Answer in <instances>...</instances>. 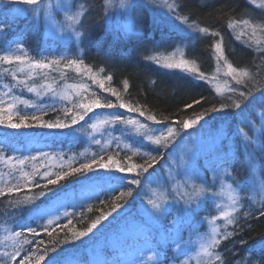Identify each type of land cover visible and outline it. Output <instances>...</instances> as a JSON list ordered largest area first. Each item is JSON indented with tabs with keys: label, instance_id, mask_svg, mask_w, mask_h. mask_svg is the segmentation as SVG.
I'll return each mask as SVG.
<instances>
[{
	"label": "trees",
	"instance_id": "obj_1",
	"mask_svg": "<svg viewBox=\"0 0 264 264\" xmlns=\"http://www.w3.org/2000/svg\"><path fill=\"white\" fill-rule=\"evenodd\" d=\"M108 1L86 0V12L80 25L82 37L77 43L45 38L43 26H39L34 17L15 12L17 7L25 5L21 0H0V56L21 55L24 58L23 63L0 60V97L5 100V108L15 96L29 104L15 105L12 112L18 115H13V122H19L20 116L36 113L44 121L61 120L70 124L67 129H11L0 125V187L6 193L0 196V264H37L36 258L41 255L44 259L39 264H48L53 257L61 264L71 260L91 264L90 252L98 251L97 248L105 251V239L116 234L123 221L130 220V209L133 211L143 203L146 197L144 185L159 162L171 153L175 139L183 133L182 120L195 119L201 112H207L202 119L206 121L224 111L235 113L239 109L235 104L245 106L258 90L261 94L255 103L260 107L264 104V50L254 43L239 40L232 27V22L238 20L264 26V9L250 0H174L179 15L208 29L194 38L156 21L148 5L138 1L133 9L134 29L125 36L111 27ZM218 41L222 43L229 63L237 70L249 73L241 92L235 90L220 95L209 82L180 69H165L153 59L155 53H169L179 46H186V59L199 72L209 75L216 68L215 45ZM20 44L22 50L18 48ZM73 60L77 63H70ZM36 61H43L48 67L30 72L27 65ZM20 67L25 71H19ZM81 68L100 78L105 83L102 88L96 81L94 87L85 89L80 95L69 94L71 87L81 85V74L78 73ZM47 85L52 86L51 93L45 91ZM64 85L68 87L67 94H56ZM29 87L36 91L29 92ZM95 100L103 105L111 103L113 107L94 108L86 114L79 107ZM196 100L199 103H194ZM121 104L134 109L129 112L124 108L137 124L175 127L178 135L175 139L170 138L165 146L143 142L131 133L106 145L103 138L97 144L82 134H73L85 132L86 127L92 125L97 110L115 112ZM188 104L192 106L185 107ZM222 104L228 107L223 111H208ZM141 112L144 115H140ZM76 113L84 115V119L71 125ZM118 115L127 120L126 116ZM4 116L7 120V112ZM148 116H155V121L149 120ZM234 140L237 142L236 155L222 165L232 169L228 181L240 191V207L232 216L233 224L221 227L220 243L214 249L213 259L205 264H264V215H261L264 198L259 203L252 201L251 172L244 145L239 137ZM261 140L263 146L258 157L264 181V130ZM41 152L48 156L42 157ZM143 153L162 158L148 167L151 162ZM32 156L37 159L32 160ZM25 157L29 159L20 165L18 161ZM83 163H90L92 169L72 171ZM101 163L109 167L100 168ZM117 163L124 172L116 168ZM132 165L136 166L135 170L128 172L127 168ZM145 167L147 172L143 171ZM21 170L30 174L35 172V175L26 179ZM45 172L50 175L45 177ZM62 172L69 175L55 185L48 184L49 179H55L56 174ZM117 177L125 179L119 182L117 190L112 191ZM132 179H139L141 183L131 184ZM15 185L22 186L20 191L8 193L7 189ZM129 191L130 196L121 195ZM41 192L45 195L41 196ZM70 192H74L72 198L79 202L66 212L63 203L54 204V200ZM41 208L58 210L60 218L51 225L44 219L31 218V214ZM203 216L210 214L205 212ZM97 220L99 223L92 232L76 238V233L86 231ZM20 225L35 228L36 232H28ZM204 228L202 224L199 230ZM15 232H21V235L14 237ZM227 232H232V236L224 239ZM151 233L148 232L147 238L153 244L152 251L156 255L159 252L161 261L181 260L174 252L176 240L172 238L173 234L168 238L170 242L163 246ZM157 243L161 245L159 249ZM126 253L109 252L105 264H113ZM217 255L219 260L215 258ZM13 256L14 260L11 259ZM27 257H31V261Z\"/></svg>",
	"mask_w": 264,
	"mask_h": 264
},
{
	"label": "rangeland",
	"instance_id": "obj_2",
	"mask_svg": "<svg viewBox=\"0 0 264 264\" xmlns=\"http://www.w3.org/2000/svg\"><path fill=\"white\" fill-rule=\"evenodd\" d=\"M138 1L148 5L156 17V21L164 22L172 27H182L183 30H193L177 14L176 4L173 0H109L111 27L125 36L130 35L129 33L134 29L133 9ZM251 1L254 5L264 9L262 7L264 0ZM49 5L51 8L48 7ZM17 9L24 11L18 12ZM34 9L40 14L36 15ZM49 11H51L56 25L49 23ZM15 12L21 15L30 14L34 17L37 24L43 26L44 35L47 39L79 43L82 34L77 36V33H81L80 25L86 12V0H41L38 5L25 4L22 7H17ZM70 16L76 17L79 22L69 20L68 17ZM177 17L181 19H177ZM232 27L239 40L254 43L260 50H264L263 25L253 24L250 21H240L233 23ZM221 47L223 49L222 43ZM185 55L186 46H179L172 52L155 53L153 56L159 61L157 63L165 69H180L198 78V73L166 66L168 63H180L183 60L190 67L197 68L186 59ZM218 55L215 49L216 68L211 74L205 75V79L200 80L209 82L220 95L235 90L241 92L249 73L237 70L235 74H230L227 67L230 63L226 58L224 49L223 55L219 56V59L217 58ZM78 73L81 74V85L71 87L69 94L80 95L85 89L94 87L96 81L100 86L105 84L96 75L92 76L83 68L78 69ZM243 73H247V75H243ZM65 86L56 94L65 96L68 90V87ZM50 87L52 86L47 85L45 91L51 93L52 88L50 89ZM258 91L245 106L240 107L235 113L224 111L213 120H201L191 128L183 129V133L175 139L176 144L172 145L171 153L159 162V166L147 179L144 185L146 197L143 203L137 209L133 208V211L130 209L128 213L130 220L123 221L117 233L105 239V251L97 248L98 251L90 252L91 264H105V256L113 251L117 255L118 250L121 253L123 251H127V253L123 254L113 264H157V261L159 264H205L213 259L215 248L211 250L213 255L209 257L203 252L202 246L211 238L213 227L219 229L217 238L220 239L221 227L226 224V219L221 216V213L228 211L233 206L231 197H237V203L234 205L237 210L232 216L240 207V191L228 181L232 169L230 166L222 165V162L236 155L237 142L234 140L236 137H239L244 145L246 162L250 167L251 199L254 203H259L264 198V181L261 178L258 157L263 146L261 136L264 130V104L260 107L255 103L261 94ZM97 112H94L92 124L104 121L113 115H118V113L126 116L127 120H134L122 107L115 112L100 109ZM139 125L125 124L124 118H122L114 123L99 124V131L89 126L86 127L85 132L75 131L73 134H82L89 140L95 141L103 138L106 145L118 138L124 139L126 133H131L143 142H151L147 140L148 135H159L160 130L166 129L154 124H147V129H140L138 132ZM120 129L122 132L118 134ZM127 129L131 132L126 131ZM193 185L197 189L202 186L205 191L198 196L192 195ZM228 185L232 186L231 189ZM154 192H163L166 195L160 212L154 211L148 203L149 199L154 198ZM185 193L189 195H185ZM72 196H74V192L63 194L54 200V204L59 202L61 205L63 203L62 207L67 212L70 206L79 202ZM205 212H208L210 216H203ZM31 218L55 221L60 218V213L54 208H41L33 212ZM184 222L186 225H183ZM202 224L205 228L199 230ZM148 232H152L151 234L163 246L170 242L168 238L173 234L172 238L179 242V247H177V243L174 246V252L177 256H181V260L171 263L161 261L163 259L157 257L151 249L153 244L147 238ZM70 262L71 264H78L75 260Z\"/></svg>",
	"mask_w": 264,
	"mask_h": 264
},
{
	"label": "snow or ice",
	"instance_id": "obj_3",
	"mask_svg": "<svg viewBox=\"0 0 264 264\" xmlns=\"http://www.w3.org/2000/svg\"><path fill=\"white\" fill-rule=\"evenodd\" d=\"M21 2L24 3V4H27V5H38V4L41 3V0H21ZM48 7L51 8V5H49ZM262 7H264V5H262ZM17 11L18 12H23L24 10L23 9H17ZM34 11H36V10L34 9ZM39 14L40 13L38 11H36V15H39ZM68 19L69 20H75L77 23L79 22L76 17H71L70 16V17H68ZM177 19H181V18L177 17ZM183 20H184L185 23L187 22V18L186 17L183 18ZM48 21H49L50 24L56 25V21H55L54 17L52 16L51 11H49ZM245 23H247V22H245ZM202 31L207 32L208 29L205 28V29H202ZM0 34H2V33H0ZM79 35H81V33L78 32L77 36H79ZM216 35H219V33H216ZM257 43H259V41H257ZM18 48L20 50H22L23 45L22 44L18 45ZM215 49H216V52L219 54L218 57H217L219 59V56L223 55V49H222L221 43L219 41L216 43ZM23 59L24 58L21 55H4V56H0V60L6 61L8 63H12L13 60L23 63ZM153 59H155V57ZM157 62H159V61H157ZM70 63L76 64L77 62L75 60H73ZM166 66L169 67V68H182V69H185V70L190 71L192 73H198V78L199 79H205V74L203 72H199V70L197 68H195L194 66L190 67L186 61L182 60L180 63H168ZM47 67H48V65L45 64L43 61H36L35 63H29L27 65V69L30 72L31 71H35L38 68H47ZM227 67H228V71H229L230 74H235L237 72V69L234 68L231 64H228ZM19 71L23 72V71H25V68L24 67H20ZM13 75H15V73H13ZM243 75H247V73H243ZM109 79H111V77H109ZM21 83H23V81H21ZM101 86H103V85H101ZM28 91L29 92H35L36 89L29 87ZM37 94L39 95V93H37ZM113 94H115V93H113ZM241 95L243 96L244 93H241ZM17 103L28 105L29 101L20 100L18 97L14 96V97H12L11 101L7 104V108H5V106H4L5 105V100L2 97H0V125H6V127L11 128V129L33 128V127H42V128H47V129H67V128L70 127L69 123L61 121V120L44 121V120L41 119V116L36 114V113H33L31 116H28V115L20 116L19 122H13V115L14 114L18 115V113H13L12 109L15 107V105ZM194 103H199V100L194 101ZM191 106H192L191 104H188L185 107H191ZM240 106H241L240 103H236L235 104L236 108H240ZM79 107L84 109L85 110V114H86L88 111H91L94 108H100V107L112 108L113 105L111 103H107L106 105H103V104H101V102L99 100H95V101H93V102H91L89 104H80ZM120 107L127 108L129 112L134 110L131 106L126 105V104H121ZM227 107H228L227 105H223L222 104L219 108L213 107L212 109H210L208 111H211V112L223 111ZM137 111H138V109H137ZM5 112H7V120H5V116H4ZM206 114H207V112H201L198 116H196L195 119L182 120L181 121V127L183 129L191 128L193 125L197 124L200 120H202ZM140 115H144V113L141 112ZM83 119H84V115H82L80 113H76V115H74L72 117V119H71V125H75V124L78 123V120H83ZM121 119H122V117L120 115H113L112 117L107 118L104 121H99L97 123H93L91 125V127L93 129L99 131V127H98L99 124L114 123L116 121H120ZM148 119L155 121L156 117L155 116H148ZM29 120H31L33 123H29L28 122ZM124 123L125 124H130V125H136L138 122L135 121V120H132V119H128V120H125ZM140 129H147V125L140 124L138 126V128H137V131L139 132ZM176 135H178L177 129L175 127L169 126L165 130H160V134L159 135H148L147 136V140L151 141L155 145L164 144L165 146H167V144L170 142L169 138L175 139ZM245 135H247V134L245 133ZM95 142L97 144H99L100 140H96ZM40 155L42 157H47L48 156V154L44 153V152H41ZM143 155L148 157L149 161L151 162V163L148 164V167H151L153 163L158 162V160L162 158V157L153 156L150 153H143ZM30 158L32 160H36L37 159L36 156H32ZM27 159H29V157H25L24 159L19 160L18 163L20 165H23L25 163V160H27ZM92 163H95V161H93ZM69 167H71L70 164H69ZM99 167L107 169L109 167V165L101 163L99 165ZM116 168L119 169L120 172H124L125 171V169L120 167V165L118 163L116 164ZM135 168H136V166L132 165V166L127 168V171L128 172H132V171L135 170ZM81 169H83L85 172L90 171L92 169V165L90 163H83V164L80 165L79 168L72 169V171L80 172ZM147 170H148L147 167L143 168L144 172H147ZM21 171H22L23 177L26 178V179H30L31 176L35 175V172L30 174L28 172H23V170H21ZM43 175L45 177H47V176L50 175V173L45 172ZM67 175H69L68 172L58 173V174H56L55 179H49L48 180V184L55 185L63 177H65ZM124 179H125V177H117V178H115V185L112 187L111 190L112 191L117 190L119 182L124 180ZM130 183L134 184V185H139L141 183V181L139 179H132L130 181ZM21 187H22L21 185L10 186L7 189V192L8 193L18 192V191H20ZM45 187H47V185H45ZM228 187H229V189H231L232 186L228 185ZM204 191H205L204 187L201 186V187H199L197 189L196 186L193 185V193H192V195H197L198 196L199 194L203 193ZM5 194H6L5 193V189L3 187H0V196H3ZM40 195L43 196V195H45V193L41 192ZM121 195L122 196L123 195H129L130 196L131 195V191L127 192L126 194L125 193H121ZM185 195H189V194L185 193ZM153 196H154V198L148 200V203L151 205L152 209L160 207L161 202L166 200L165 199L166 195L163 192H159V193L154 192ZM189 198L191 199V196H189ZM117 199H119V197H117ZM230 199H231V202H232L233 206L230 207V209L228 211H223L221 213V216L226 219L225 227H227V225L233 224L234 221H233V218H231V217H232V214L237 210L234 207V205L237 203V197L233 196ZM44 214H47V213H44ZM261 215H264V211L261 212ZM48 223H49V225H51V224H53V221L49 220ZM98 223H99V220L95 221L90 227H88L86 229V231H82V232L76 233L75 234L76 238L78 239L80 237L87 236L88 233L92 232V230L94 228H96V225ZM20 227L22 229L26 228L27 231L31 232V233H35L36 232L35 228H32V227L27 226V225H20ZM218 234H219V229L217 227H213L212 228V236H211V238L207 241L206 244H204L202 246L203 252L209 257H211L213 255L211 250L214 249L220 243V239L217 238ZM20 235H21V232H15L14 233V237H19ZM231 236H232V232H227V233L224 234L223 238L227 239L228 237H231ZM174 242H176V241H174ZM176 243H177V247H179V242H176ZM156 246H157V249H159L161 247V245L159 243H157ZM158 255H159V252H157V256ZM215 258H216V260H219L220 256L217 255ZM11 259L14 260L15 257L13 256V257H11ZM26 259L31 261V257H27ZM36 259H37V264H39V261L43 260L44 256H42V255L38 256ZM48 264H61V262L57 261L56 258L53 257L52 259H50L48 261ZM64 264H71V262L70 261H65ZM157 264H159V261H157Z\"/></svg>",
	"mask_w": 264,
	"mask_h": 264
},
{
	"label": "bare ground",
	"instance_id": "obj_4",
	"mask_svg": "<svg viewBox=\"0 0 264 264\" xmlns=\"http://www.w3.org/2000/svg\"><path fill=\"white\" fill-rule=\"evenodd\" d=\"M173 1H174V0H173ZM250 1H251V0H250ZM251 2H252V1H251ZM174 3H175V2H174ZM175 4H176V3H175ZM255 6H256V5H255ZM257 7H258V6H257ZM176 11H177V14L179 15V11H178V6H177V5H176ZM179 16L182 17V18H185V17H183V16H181V15H179ZM235 22H240V21H239V20H238V21H234V22H232V24L235 23ZM186 25H187L188 27H192L193 30H189V31H188V29L183 30L182 27H175V29H176L177 32H179V33H181V34L191 35V36L194 37V38H197L199 35H202V34L205 33L204 31H202L203 28H201L200 26H197L195 23L189 21L188 19H187ZM169 27H170L171 29L174 28V27H172L171 25H169ZM172 30H173V29H172ZM153 57H154V56H153Z\"/></svg>",
	"mask_w": 264,
	"mask_h": 264
},
{
	"label": "clouds",
	"instance_id": "obj_5",
	"mask_svg": "<svg viewBox=\"0 0 264 264\" xmlns=\"http://www.w3.org/2000/svg\"><path fill=\"white\" fill-rule=\"evenodd\" d=\"M166 199V198H165ZM164 201H162L161 202V205H162V203H163ZM161 205H160V207H157V208H155V209H153L154 211H156V212H160L162 209H161Z\"/></svg>",
	"mask_w": 264,
	"mask_h": 264
}]
</instances>
